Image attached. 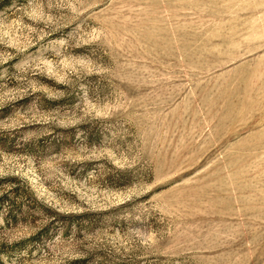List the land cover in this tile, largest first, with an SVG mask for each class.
<instances>
[{
    "label": "rangeland",
    "instance_id": "obj_1",
    "mask_svg": "<svg viewBox=\"0 0 264 264\" xmlns=\"http://www.w3.org/2000/svg\"><path fill=\"white\" fill-rule=\"evenodd\" d=\"M0 264H264V0H0Z\"/></svg>",
    "mask_w": 264,
    "mask_h": 264
}]
</instances>
